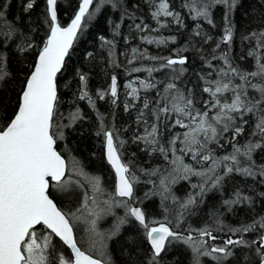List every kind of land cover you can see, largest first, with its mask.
Returning a JSON list of instances; mask_svg holds the SVG:
<instances>
[{"label":"snow or ice","instance_id":"6c2138e0","mask_svg":"<svg viewBox=\"0 0 264 264\" xmlns=\"http://www.w3.org/2000/svg\"><path fill=\"white\" fill-rule=\"evenodd\" d=\"M18 7L0 0V264H264V0Z\"/></svg>","mask_w":264,"mask_h":264},{"label":"trees","instance_id":"16d2710c","mask_svg":"<svg viewBox=\"0 0 264 264\" xmlns=\"http://www.w3.org/2000/svg\"><path fill=\"white\" fill-rule=\"evenodd\" d=\"M62 2L63 3H66L67 0H62ZM18 6H19V0H14V10L15 11H18L19 10V7ZM240 15L241 14L238 13V18H239ZM217 16H219V12H217ZM153 34H157V33H153ZM162 34L165 35V36H167V35L175 34V33L174 32H171V31H169L167 29H165ZM89 42H90V38H89V41H84L81 44V48H83ZM121 43H123V42H121ZM131 43H134L137 46H141V47H148L149 50L152 53H154V54L159 51V49L157 48V46L155 44H152V45L144 44L143 42H140L138 40V38L136 40L132 41ZM131 43H130L129 47L131 46ZM180 43H183V40H180ZM120 50L122 51L123 49L121 48ZM236 50H239V45H237ZM161 54H163V53H161ZM77 55H79V52H77ZM75 58L76 57L74 56L73 59H75ZM120 59L123 60L124 57L121 56ZM102 75H103V73H101V76ZM132 75H134V76H140L141 78H143L147 74L146 73H143V72H140V73H133ZM120 79H121V81H123L124 79H126V77L123 74H121ZM92 83H93L94 86H100V79L94 76ZM121 99H123V84H121ZM98 104L101 107V110L103 111L104 110L105 101H99ZM81 107L87 108V102L86 101L82 102L81 103ZM88 110L90 111V109H88ZM131 111H132V119L134 120L135 119V111L134 110H131ZM119 119L127 120L128 119V113H122V116ZM128 135H131V133H128ZM94 144H95V142L93 140L88 139V140H86L81 145V147L84 148V149H90V148H93L94 147ZM131 150L132 151H135L136 150L135 145L132 146ZM84 154L87 155V151H85ZM182 183H186V182H182ZM148 187H151V186L148 185ZM177 190H178V193L183 191V189H181L180 186H177ZM155 199L158 200V197L155 198ZM146 203H148V202H146ZM152 206H153L152 204H149V207H152Z\"/></svg>","mask_w":264,"mask_h":264}]
</instances>
